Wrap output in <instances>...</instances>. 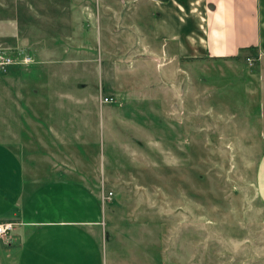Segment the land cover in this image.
<instances>
[{
	"label": "rangeland",
	"instance_id": "374dc122",
	"mask_svg": "<svg viewBox=\"0 0 264 264\" xmlns=\"http://www.w3.org/2000/svg\"><path fill=\"white\" fill-rule=\"evenodd\" d=\"M33 1L34 17L59 21L58 59L43 74L0 70V147L29 175L55 166L61 177H83L101 198L113 193L106 206L114 224L135 229L133 236L150 230L155 264H264L259 62L250 55L178 62L187 70L178 75L174 65L132 56L142 43L137 28L149 21L150 9L139 20L142 4L59 0L57 12ZM30 19L33 42L39 25ZM106 97L114 102L102 104ZM8 174L0 171V182ZM2 198L0 212L16 196ZM1 241L0 264H16ZM110 247L100 264H144Z\"/></svg>",
	"mask_w": 264,
	"mask_h": 264
},
{
	"label": "crops",
	"instance_id": "0c3cea01",
	"mask_svg": "<svg viewBox=\"0 0 264 264\" xmlns=\"http://www.w3.org/2000/svg\"><path fill=\"white\" fill-rule=\"evenodd\" d=\"M44 1L47 11H59V0ZM34 3L0 0V41L4 47L30 51L37 63L26 71L43 74L58 59L53 49L61 42L62 29L59 21L51 19L49 24L44 15L41 19L34 17L29 11ZM115 4H142L137 8L140 21L144 20V11L150 9L149 21L137 28L143 44L138 40L140 47L132 55L142 65L147 60H161L170 68H179V75L187 70L177 67L178 62L235 59L250 55L249 49L256 48L264 85V0H116ZM30 18L39 25L35 42L28 36ZM16 68L13 73L20 70ZM40 89L34 91L39 94ZM260 166L259 187L264 198V157ZM0 171L9 173L0 182V194L3 198L16 196L14 204L0 212V223L17 224L11 239L1 241L8 245L16 264L106 263L109 244L110 251L121 252L123 261L143 258L144 264H155L154 252H150L153 245H146L150 230L138 227L136 236L132 235L133 228L120 230L113 222L115 214L83 177H61L55 166H45L48 175H29L17 155L2 147ZM12 173L19 179L18 186L13 184Z\"/></svg>",
	"mask_w": 264,
	"mask_h": 264
},
{
	"label": "built area",
	"instance_id": "2783aa9c",
	"mask_svg": "<svg viewBox=\"0 0 264 264\" xmlns=\"http://www.w3.org/2000/svg\"><path fill=\"white\" fill-rule=\"evenodd\" d=\"M249 61L252 63V59L249 58ZM36 63L37 61L35 57L27 49L7 50L2 48V50H0V70L3 74L9 73L12 68H26L35 65ZM113 102V98L109 97H106L102 100V104H108ZM112 197L113 193L103 195L102 201L104 205H106V202L110 201ZM16 226L17 224L13 222L0 223V239L2 241H8L9 239H11L12 234L16 229Z\"/></svg>",
	"mask_w": 264,
	"mask_h": 264
},
{
	"label": "trees",
	"instance_id": "16d2710c",
	"mask_svg": "<svg viewBox=\"0 0 264 264\" xmlns=\"http://www.w3.org/2000/svg\"><path fill=\"white\" fill-rule=\"evenodd\" d=\"M249 51H251V54H250V57L249 58L252 57L253 59H255L257 61L258 55H259L258 54V50L256 48H251V49H249Z\"/></svg>",
	"mask_w": 264,
	"mask_h": 264
}]
</instances>
